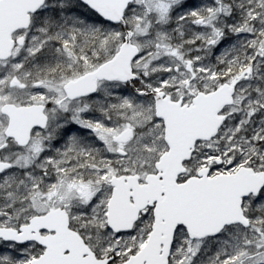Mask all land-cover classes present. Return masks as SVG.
I'll return each instance as SVG.
<instances>
[{
    "label": "snow or ice",
    "instance_id": "snow-or-ice-1",
    "mask_svg": "<svg viewBox=\"0 0 264 264\" xmlns=\"http://www.w3.org/2000/svg\"><path fill=\"white\" fill-rule=\"evenodd\" d=\"M0 264H264V0H0Z\"/></svg>",
    "mask_w": 264,
    "mask_h": 264
}]
</instances>
